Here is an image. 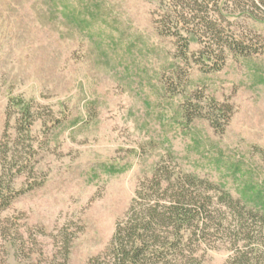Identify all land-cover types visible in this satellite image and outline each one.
Returning a JSON list of instances; mask_svg holds the SVG:
<instances>
[{"label": "rangeland", "instance_id": "1", "mask_svg": "<svg viewBox=\"0 0 264 264\" xmlns=\"http://www.w3.org/2000/svg\"><path fill=\"white\" fill-rule=\"evenodd\" d=\"M198 1L0 0V264L110 260L138 189L175 194L158 166L209 197L168 264L264 255V0Z\"/></svg>", "mask_w": 264, "mask_h": 264}, {"label": "trees", "instance_id": "2", "mask_svg": "<svg viewBox=\"0 0 264 264\" xmlns=\"http://www.w3.org/2000/svg\"><path fill=\"white\" fill-rule=\"evenodd\" d=\"M189 6L197 5L198 0H185ZM193 2V3H192ZM175 9L169 10L171 15L175 18L181 19L185 15L186 6H184L182 1H177L173 3ZM192 6V7H193ZM194 17V16H193ZM209 22V27L206 29H215L216 23L213 18L207 19ZM174 30L169 28V32L176 34L179 38L185 40L184 46L188 49L190 43L188 37L184 35L185 31L191 32L192 36L196 37L197 34L192 29L191 31L185 27H178L179 24L173 25ZM214 38L217 39L218 36L212 34ZM197 38V37H196ZM231 49H234L240 53L250 54L248 49L249 45H245L244 42L236 40L228 44ZM216 46L220 49V54L223 52V48L219 41L209 43V46L204 51L201 52V58L203 62L211 57L212 47ZM217 50V49H215ZM186 53V51H185ZM211 66V64H209ZM213 66V65H212ZM212 68H216V65ZM214 126L217 127V123L212 120ZM185 176V177H184ZM184 179L177 177L167 176L163 167L158 166L155 170L154 175L151 179V182H154L158 190L163 188L164 179L173 186L175 194L172 197L168 198V202L160 203L156 201L155 203L147 206L141 207V204L138 203V197L142 196V189H138L137 197L134 199V202L130 208V216L127 221L124 222V226L118 225L112 240L108 246V252L111 254L110 260L107 259L101 260L97 264H168L172 261L171 254L177 253L179 251H184L182 247L186 244V235L191 228L201 230L205 228L204 217H199V213L202 208V201H208L209 197L201 195L199 199L196 195L188 193L186 189V183L197 184L201 183L202 179L185 174ZM164 188V192L167 191L168 187ZM223 194L229 200H234L231 197V194L226 192L224 189ZM140 195V196H139ZM3 198V197H1ZM10 202V201H9ZM8 203V201H7ZM246 207V205H243ZM250 210V209H249ZM253 212L252 209L249 211ZM242 218V217H240ZM243 224H241V227ZM244 229L248 234L253 230L245 224ZM196 233V232H195ZM253 239V235H251ZM250 241V240H249ZM66 253L64 260L61 264H68L69 254H70V242L67 241ZM107 253V252H106ZM252 254V255H250ZM108 255V254H106ZM263 253L254 251L250 248L246 249H237L236 255L232 260L228 261L227 264H261L264 263ZM101 258V257H100ZM99 260V259H98ZM186 261L184 264H187ZM190 263V261H189Z\"/></svg>", "mask_w": 264, "mask_h": 264}]
</instances>
